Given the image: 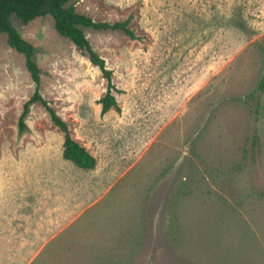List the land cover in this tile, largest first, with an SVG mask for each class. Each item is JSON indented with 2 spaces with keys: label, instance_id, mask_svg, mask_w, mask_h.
<instances>
[{
  "label": "rangeland",
  "instance_id": "rangeland-1",
  "mask_svg": "<svg viewBox=\"0 0 264 264\" xmlns=\"http://www.w3.org/2000/svg\"><path fill=\"white\" fill-rule=\"evenodd\" d=\"M107 79L47 14L0 34V264H264V0H71Z\"/></svg>",
  "mask_w": 264,
  "mask_h": 264
},
{
  "label": "trees",
  "instance_id": "trees-1",
  "mask_svg": "<svg viewBox=\"0 0 264 264\" xmlns=\"http://www.w3.org/2000/svg\"><path fill=\"white\" fill-rule=\"evenodd\" d=\"M71 0H0V34L6 33L8 43L11 47L22 53L25 57V65L35 84V89L30 99L25 102L21 114V127H25L24 116L29 110V105L35 101L44 103L52 121L64 133L62 155L65 159L73 162L76 166L84 169H92L96 166V158L71 136L68 123L63 120L52 108L49 101L45 99L40 91V68L34 58L35 47L27 41L14 26L11 16L15 15L22 22L28 23L39 16L50 14L54 18V25L59 34L69 38L89 60L101 70L107 79V89L99 99L102 105L101 113L111 108L119 109L113 90L116 89L112 80V69L106 66L105 59L92 47L84 28L94 27L97 29H122L132 37V30L128 27L129 19L109 23L96 21L84 13L78 12L73 4H67Z\"/></svg>",
  "mask_w": 264,
  "mask_h": 264
}]
</instances>
